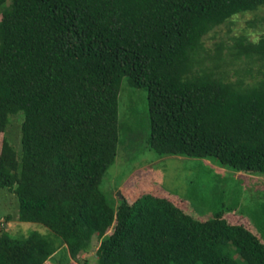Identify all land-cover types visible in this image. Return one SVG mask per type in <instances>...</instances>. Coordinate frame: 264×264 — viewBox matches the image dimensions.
I'll return each instance as SVG.
<instances>
[{
  "label": "trees",
  "instance_id": "obj_1",
  "mask_svg": "<svg viewBox=\"0 0 264 264\" xmlns=\"http://www.w3.org/2000/svg\"><path fill=\"white\" fill-rule=\"evenodd\" d=\"M264 0H0V188L20 221L49 229L23 238L0 230V264H64L89 251L97 264H264V240L225 210L199 214L143 193L116 208L100 190L119 139L123 78L145 88L148 146L159 155L214 157L264 174V33L228 46L262 60L231 80L222 43L203 37ZM209 63V64H207ZM21 112L20 150L5 135ZM9 218V215H6ZM86 264V263H80Z\"/></svg>",
  "mask_w": 264,
  "mask_h": 264
},
{
  "label": "rangeland",
  "instance_id": "obj_2",
  "mask_svg": "<svg viewBox=\"0 0 264 264\" xmlns=\"http://www.w3.org/2000/svg\"><path fill=\"white\" fill-rule=\"evenodd\" d=\"M264 33V6L251 12L233 16L203 37L204 54H213L216 46L222 43V55L228 69V77L235 80L237 70L249 69L246 81L262 78V60L250 61L246 58L234 60L228 46L233 38L246 34L257 41ZM209 64V63H207ZM21 112L9 116L5 135L16 150H20ZM117 154L114 162L104 173L100 190L110 206L116 208L122 197L129 202L143 193L170 197L177 205L199 214L212 215L219 210H236L240 223L249 226L264 240V174H250L237 177L232 171L223 168L214 157L193 158L187 156H162L148 146L150 124L147 105V91L130 85L122 79L118 95ZM3 133H0V148ZM222 166V167H220ZM240 172V171H239ZM260 177L261 179H259ZM166 194H169L166 195ZM169 197V198H170ZM18 202L15 195L6 188H0V230L14 238H23L32 231L47 234L49 229L36 222L20 221L17 218ZM6 215L10 217L7 218ZM259 229V230H258ZM98 241L92 240L87 252L79 254V262L97 264L95 250ZM64 253H58L48 264H64ZM79 263V264H80ZM70 264H78L72 261Z\"/></svg>",
  "mask_w": 264,
  "mask_h": 264
},
{
  "label": "crops",
  "instance_id": "obj_3",
  "mask_svg": "<svg viewBox=\"0 0 264 264\" xmlns=\"http://www.w3.org/2000/svg\"><path fill=\"white\" fill-rule=\"evenodd\" d=\"M220 167H222V166H220ZM223 168H225V167H223ZM225 169L229 170L228 168H225ZM231 173L235 174L237 177H240V175H242L243 177L249 176L250 178L257 179V176L247 175L246 172H242V171H240V172L237 171V173H235V171H232ZM258 178L261 179L260 177H258ZM236 212H237L236 210H233V211L232 210H225L224 217L231 223H240L239 220H237L238 217L235 215ZM245 218H246V220H245L246 222H244L245 226L248 227L249 229H251L252 231H254V229H256V228L255 227L252 228L251 226H249L250 219L247 216Z\"/></svg>",
  "mask_w": 264,
  "mask_h": 264
}]
</instances>
